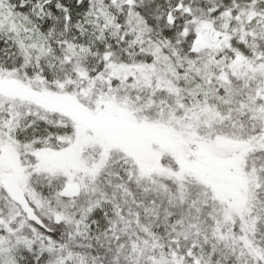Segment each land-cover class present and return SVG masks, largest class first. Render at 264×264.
<instances>
[{
    "label": "snow or ice",
    "instance_id": "obj_1",
    "mask_svg": "<svg viewBox=\"0 0 264 264\" xmlns=\"http://www.w3.org/2000/svg\"><path fill=\"white\" fill-rule=\"evenodd\" d=\"M0 264H264V0H0Z\"/></svg>",
    "mask_w": 264,
    "mask_h": 264
}]
</instances>
